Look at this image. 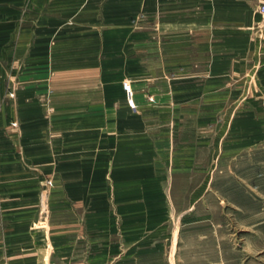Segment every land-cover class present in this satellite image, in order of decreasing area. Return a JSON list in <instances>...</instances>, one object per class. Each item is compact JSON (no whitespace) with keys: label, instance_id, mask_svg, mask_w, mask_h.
I'll use <instances>...</instances> for the list:
<instances>
[{"label":"crops","instance_id":"crops-1","mask_svg":"<svg viewBox=\"0 0 264 264\" xmlns=\"http://www.w3.org/2000/svg\"><path fill=\"white\" fill-rule=\"evenodd\" d=\"M262 3L0 0V264L178 262L264 141Z\"/></svg>","mask_w":264,"mask_h":264},{"label":"rangeland","instance_id":"rangeland-1","mask_svg":"<svg viewBox=\"0 0 264 264\" xmlns=\"http://www.w3.org/2000/svg\"><path fill=\"white\" fill-rule=\"evenodd\" d=\"M127 96L136 111L133 91ZM260 130H254L256 136ZM214 174L211 196L197 207V222L184 231L174 264H264V141L241 147ZM46 190L42 200L47 204Z\"/></svg>","mask_w":264,"mask_h":264},{"label":"built area","instance_id":"built-area-1","mask_svg":"<svg viewBox=\"0 0 264 264\" xmlns=\"http://www.w3.org/2000/svg\"><path fill=\"white\" fill-rule=\"evenodd\" d=\"M260 7H261L262 13H264V3H262ZM123 86L126 89V91L129 93V96H130L132 94L130 83L128 81H124Z\"/></svg>","mask_w":264,"mask_h":264}]
</instances>
